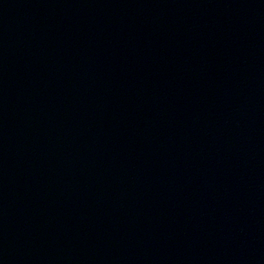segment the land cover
<instances>
[{"label": "water", "instance_id": "95a60500", "mask_svg": "<svg viewBox=\"0 0 264 264\" xmlns=\"http://www.w3.org/2000/svg\"><path fill=\"white\" fill-rule=\"evenodd\" d=\"M0 264H264V0H0Z\"/></svg>", "mask_w": 264, "mask_h": 264}]
</instances>
